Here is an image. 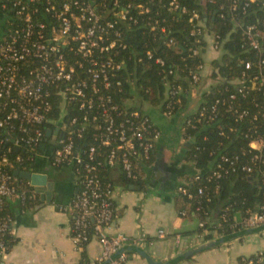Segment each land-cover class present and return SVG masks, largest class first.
I'll use <instances>...</instances> for the list:
<instances>
[{
	"label": "built area",
	"instance_id": "built-area-1",
	"mask_svg": "<svg viewBox=\"0 0 264 264\" xmlns=\"http://www.w3.org/2000/svg\"><path fill=\"white\" fill-rule=\"evenodd\" d=\"M199 1L201 5L216 4V0ZM228 1V12L234 17L230 24L242 29L244 46L255 51L259 60L254 74L248 76L254 66L247 62L242 76L228 82L208 103L206 93L212 92L221 78L214 79L211 71L207 84L206 64L184 78L175 68L166 69L167 51L176 45L170 26L185 16H189L194 38L191 57L205 54L208 48L218 53L220 47V37L210 32L205 13L189 10L182 0H0V10L6 15L0 33V260L15 242L10 202L18 200L25 208L39 198L30 181L15 172L43 170L42 164L56 173L65 166L73 168L78 192L61 210L73 216L71 237L79 251L91 240L101 245L102 253L92 264H127L130 254L117 255L120 250L128 246L145 249L149 243L145 232L136 237L112 233L118 187L110 170L119 169L126 185L145 184L163 135L145 105L171 118L184 97L201 100L184 120V146L194 141L189 130L208 142L204 132L210 128L227 141L242 131L249 140L242 155L221 154L205 181L217 182L233 174L255 175L263 190L262 202L256 210L242 214V221L231 228L238 232L264 225V101L252 97L264 98V19L244 24L238 18L240 0ZM258 2L264 10V0H246L242 10L247 13ZM220 18L225 19L224 12ZM141 30L151 33L154 41L159 36L157 50L146 45L140 52L135 47V33ZM158 51L163 53L158 55ZM153 62L162 68L166 89L160 105L138 100L140 88L129 68L131 63L151 67ZM195 150L205 149L196 146ZM195 158L194 154L188 160L196 172L194 180L180 183L177 189L186 202L179 211L181 218L205 212L199 197L206 195L211 201L207 186L197 191L192 188L201 177ZM220 218L227 222V211ZM199 219L203 230L194 238L198 244L208 241L209 234L212 239L223 236L217 230H207ZM167 236L164 230L158 233L159 239ZM181 242V236H176L177 246ZM242 263L264 264V253L243 258Z\"/></svg>",
	"mask_w": 264,
	"mask_h": 264
},
{
	"label": "crops",
	"instance_id": "crops-1",
	"mask_svg": "<svg viewBox=\"0 0 264 264\" xmlns=\"http://www.w3.org/2000/svg\"><path fill=\"white\" fill-rule=\"evenodd\" d=\"M204 57L207 61L205 76L209 84L211 62L219 54L208 48ZM189 101L190 103L187 101L181 106H188V115L195 112L201 103L200 97ZM184 149L183 136L177 148H173L168 140L161 139L152 168L147 171L146 183L118 188L115 198L117 215L112 233L136 237L145 232L149 239L145 250L157 261H169L198 245L194 238L200 233L199 225L195 223L199 217L179 216V211L186 207V202L178 195V186L189 181L188 178L195 171L194 166L188 162ZM157 163L159 166L156 167ZM61 172L51 176L56 179L55 196L51 203L37 209L42 204L40 198L25 208L18 200L10 202L15 244L0 260V264H81L83 253L86 254L87 263L92 264L101 255L102 247L96 240H91L84 251H79L75 246L71 237L73 216L61 208L73 201L78 191L77 182L71 167L64 168ZM177 176L180 178L175 181ZM132 185L141 190H131L129 187ZM216 214L214 211L211 213L215 223L219 219L215 221ZM160 230L167 232V238H158ZM176 236L182 238L180 246L176 244ZM260 252L264 253V233L235 240L183 264H243V258L253 257ZM127 264L147 263L140 256L130 254Z\"/></svg>",
	"mask_w": 264,
	"mask_h": 264
},
{
	"label": "trees",
	"instance_id": "trees-1",
	"mask_svg": "<svg viewBox=\"0 0 264 264\" xmlns=\"http://www.w3.org/2000/svg\"><path fill=\"white\" fill-rule=\"evenodd\" d=\"M183 3L188 7L189 10H198L201 13H205L207 26L210 32L217 34L220 42L219 57L213 59L211 62L212 66V77L214 79L221 78V82L215 86L212 92L206 93L204 100L208 103L212 102L219 92L224 90L228 82L238 79L242 76L245 70V64L251 62L254 68L251 71H247L248 76L254 74L257 69L258 55L255 51L250 50L245 45L243 31L240 27H235L230 24L234 18L229 12V1L228 0H216V4H205L201 5L199 0H182ZM246 0H240V12L238 18L243 21L244 24L256 23L257 20L264 19V10L260 2L254 3L247 9V13H244L242 6ZM224 6V10H221ZM1 11V10H0ZM2 12V11H1ZM221 12L225 13V19L220 18ZM3 13V12H2ZM4 14V13H3ZM5 15V14H4ZM6 17V15H5ZM189 16H185L184 19L174 21L170 26L171 37L175 39L176 45L169 49L167 56V68H175L178 72L179 77H187L191 70H194L202 64H206L204 54L197 57H191L190 48L194 42V38L191 37L192 25L189 24ZM228 23L229 25H225ZM264 30V28H263ZM136 38L133 44L136 48H140V52L147 48L157 50L160 46L161 40L159 36L157 41H154V36L150 33L144 34V32L138 31L135 33ZM163 51H158L157 54H162ZM166 53V51H165ZM146 66L150 68L146 69ZM142 65L139 64L137 67L134 63L129 65L130 72L132 73V79L136 80L139 85L140 96L143 99H148L155 105H160L165 97L166 89L164 86L163 76L160 74L162 68L154 62L150 64ZM171 81L175 80L174 76L170 77ZM183 83V82H181ZM185 88H188V84L183 83ZM230 90L233 91L234 87L230 86ZM252 97L258 100H263L261 95H253ZM188 101L187 98H183V103ZM248 100L244 101L243 104H247ZM182 105H177L173 114L175 115ZM228 117V116H227ZM241 132V130H240ZM189 133L194 135V141L185 146V155L188 160H191L196 155L195 163L196 167L201 171V177L198 181H195L192 188L198 190L207 186L206 192L210 194L211 201H207V196H201L199 199L203 202L205 212L199 214V217L205 222V228L210 232L217 230L219 235H230L234 231L231 225L236 223V214H245L248 209L256 210L262 202V192L259 180L254 175L253 177L244 174H233L223 180L207 183L205 177L210 173L213 168L216 159L223 153L230 156L242 155L241 149L246 148L249 140L243 135V131L238 137L232 141L221 137L219 132L214 128H210L204 134L209 137L208 142L202 140V135L197 136L194 130H189ZM200 146L205 149L200 152H196L195 147ZM214 151V155L210 153ZM71 167L65 166L64 168ZM64 168H61L62 170ZM72 168V167H71ZM59 169V170H61ZM57 170V173L58 171ZM73 170V168H72ZM194 176L189 177V180H194ZM128 185L131 183L127 182ZM144 185L143 182L137 183ZM219 213L221 216L227 211L228 221L223 222L220 219L215 223L211 218L212 212ZM202 230L200 232L202 233ZM212 234L206 236L205 240L212 239ZM15 242H11V247ZM85 250V249H84ZM83 250V251H84ZM86 254L83 253V261L81 264H87ZM254 257V256H253ZM250 257V258H253Z\"/></svg>",
	"mask_w": 264,
	"mask_h": 264
},
{
	"label": "water",
	"instance_id": "water-1",
	"mask_svg": "<svg viewBox=\"0 0 264 264\" xmlns=\"http://www.w3.org/2000/svg\"><path fill=\"white\" fill-rule=\"evenodd\" d=\"M49 135H50V132H48V136ZM44 148H45V145L42 147V149ZM157 166H159V163H157L156 167ZM110 172L112 174V181H114V183L116 184L118 188H127L126 183L121 178V172L119 169L113 168L110 170ZM195 174L196 172L194 171V175ZM15 175L30 181L31 186L35 189L42 203L39 207H37V209L42 208L43 206H45V204L52 202L55 196L56 179L52 178L50 174L46 171V169L37 170L36 172H21V173L15 172ZM179 178L180 176H177L175 178V181H177ZM129 188L131 190H136V191L141 190L140 187H135L133 185L130 186ZM235 217H236V222L240 223L242 221L241 213L236 214ZM218 218H219V213L215 215V221ZM195 223L196 225H199L200 219H197ZM261 233H264V225L258 228H254V229L233 232L230 235H223L218 238H214L212 240L204 241L192 248H189L183 253H181L180 255L166 262L157 261L145 249L140 248V247H134V246H128L127 248L120 250L117 255H120L122 253L136 254L140 256L141 258H143L147 264H183L184 262L190 261L201 254L221 248L235 240L245 238L248 236H252V235H256V234H261ZM108 263L109 262H106L105 264H108Z\"/></svg>",
	"mask_w": 264,
	"mask_h": 264
},
{
	"label": "rangeland",
	"instance_id": "rangeland-1",
	"mask_svg": "<svg viewBox=\"0 0 264 264\" xmlns=\"http://www.w3.org/2000/svg\"><path fill=\"white\" fill-rule=\"evenodd\" d=\"M136 96L138 97V100L142 99V97L138 95V92H136ZM188 103H190L189 99ZM145 110L148 111L153 121L156 122L163 132L162 139L168 140L173 148H177V146L182 142V127L184 120L190 113L188 106L180 108L179 111L171 118L164 117L161 112L154 107L151 108L145 105ZM46 171L50 174V176H54V174H56L55 169L47 167ZM61 171L63 170H59L58 174H61Z\"/></svg>",
	"mask_w": 264,
	"mask_h": 264
},
{
	"label": "flooded vegetation",
	"instance_id": "flooded-vegetation-1",
	"mask_svg": "<svg viewBox=\"0 0 264 264\" xmlns=\"http://www.w3.org/2000/svg\"><path fill=\"white\" fill-rule=\"evenodd\" d=\"M6 26V17L5 15L0 11V33L5 29ZM45 165H41V169H44Z\"/></svg>",
	"mask_w": 264,
	"mask_h": 264
}]
</instances>
